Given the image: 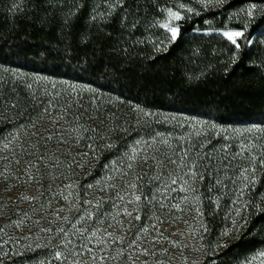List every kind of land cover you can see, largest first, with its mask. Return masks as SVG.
I'll use <instances>...</instances> for the list:
<instances>
[{
  "label": "trees",
  "instance_id": "16d2710c",
  "mask_svg": "<svg viewBox=\"0 0 264 264\" xmlns=\"http://www.w3.org/2000/svg\"><path fill=\"white\" fill-rule=\"evenodd\" d=\"M252 5L256 10L249 16ZM169 9L184 16L174 42L161 27ZM263 28L264 0H0V71L16 69L79 87L69 85L63 98H52V90L33 93L21 88L18 78L0 73V116L7 110L0 136L6 125L8 130L37 125L48 104L72 117L75 137H83L87 151L88 144L96 149L87 152L83 170L72 165L84 181L71 179L77 199L68 201L83 207L88 184L113 171L127 143L150 126L148 114L264 128ZM232 29L245 33L238 49L222 35ZM33 138L40 152L46 148L39 137L28 142ZM76 150L73 156L80 157ZM245 150L235 146L228 156L199 159L200 247L185 264H241L244 255L264 247V156L241 194L244 203H235L230 190L240 160L249 154ZM137 182L144 189V182ZM100 201L101 212L111 207ZM13 212L11 207L2 216L0 208V264H60L54 253L67 254L80 242L68 228L76 216L41 222ZM60 228L72 240L68 248ZM94 243L89 247L95 249Z\"/></svg>",
  "mask_w": 264,
  "mask_h": 264
},
{
  "label": "rangeland",
  "instance_id": "374dc122",
  "mask_svg": "<svg viewBox=\"0 0 264 264\" xmlns=\"http://www.w3.org/2000/svg\"><path fill=\"white\" fill-rule=\"evenodd\" d=\"M181 14V13H180ZM182 17L183 14H181ZM169 17L167 12V18L162 21V24L168 23ZM174 25H178L179 21H172ZM161 24V25H162ZM236 30V29H232ZM264 33V28L262 30ZM223 33V31H222ZM4 67L0 73L11 78L19 79V85L21 88H26L33 93L38 91L52 90L50 96L55 98H63L60 94L63 92V88H69L70 82L60 81L54 78L40 76V75H27L16 69L10 70ZM75 86V87H74ZM71 85V88L77 89L78 86ZM83 86V85H82ZM84 87V86H83ZM79 88V87H78ZM74 93V91H73ZM56 95V96H55ZM52 113L51 116H46L39 121L35 127L29 125V128H10L8 125L4 128L0 136V208L2 216L7 215L8 209L13 207V211L18 216H25L28 218H35L36 221H48L53 218L55 220H62L57 218V209H63V212L59 213L60 217H72L74 218L69 227L75 223L76 219L85 210L95 211V209L86 203L83 207H80L77 211V206L74 202L68 200L77 199L76 195L73 194V189L69 190L65 186L73 184L71 179H77L76 182H83L80 173L73 174L74 165L76 164L81 170H83L84 160L89 157L83 156V153H87V148L84 147L86 144H81L82 139L75 137L74 129H71L70 121L72 117L68 119L59 110H54L55 106H46ZM2 118L7 114L3 109ZM55 111V112H54ZM63 116L64 119L59 123H52L53 120L59 116ZM159 115V116H158ZM148 114L150 125L147 129L141 128L138 130V134L127 143L126 153H130L133 147L142 148L143 152L133 163V168L129 170L127 168L128 159L125 155L124 158L120 159L114 164V169L106 176H101L100 180L92 181L93 187L85 191L87 194L86 201L90 200L95 204L97 201L106 200L107 202L111 199L116 204L120 205V211L126 206L129 210L133 209L134 205H125L124 202L115 199V190L108 188L109 184H115L116 189L119 190L121 195H125L126 192L133 191L128 189L127 185L130 182L139 183L136 177L142 176L144 182V189L142 192L147 199L151 200L153 196L160 197L163 191V180H153V176L163 173L164 178L169 177H180L183 176V180L179 181L177 185H173L174 191H169L167 196L170 198L171 203H180L184 211H177L176 209L165 210L164 212L159 211L158 205H145L144 211L141 213L142 216L149 218L142 219L137 222L130 220L123 215L116 217V220L123 221L124 227L121 228L116 225L114 228H108V231H114L117 235H123L125 237L124 244H110L113 247L112 255H115L116 250L125 249V255L121 256L122 261H119V257L116 258L117 264H140L143 263H167L168 261L172 264H185V261L190 260L194 255L199 252L200 236L198 230L200 213L199 202L196 196L197 185L202 179V171L199 170L201 164L199 159L206 157L214 158L218 155L225 157L230 154V149L237 146L239 151L246 153L245 149H248L247 159H241V164L238 165L236 170L237 175L231 181V191H235V198L233 201L237 204L244 203L241 194L247 189L250 181L252 180L254 168L262 157L264 156V128L259 126H249L244 128L241 126H221L207 123L200 119H194L186 116H178L171 113L165 114ZM70 117V116H69ZM38 124L40 126H38ZM147 124V126H148ZM1 125V124H0ZM160 127H159V126ZM164 127V128H162ZM259 129V130H257ZM52 135L51 140H47L46 137ZM68 135V137H66ZM39 137L42 142H46V148L39 151L38 147L34 146L33 143H29L28 140L31 137ZM66 137V138H65ZM63 139V143H61ZM137 141H141L137 145ZM147 141L145 144L143 142ZM167 141L168 143H164ZM8 144L9 148L5 149L4 145ZM74 147L73 151L72 148ZM77 157L73 156L72 152H77ZM187 150L188 155L181 159L184 155V151ZM43 152V153H42ZM156 157L154 162L152 157ZM77 157V158H76ZM143 157H147V163H144ZM171 160L177 161L175 165L168 162ZM228 158V157H226ZM20 161L19 164L16 161ZM158 162V167L156 166ZM29 165H37L38 167H32L29 169ZM74 167H73V166ZM195 165V171L197 176L189 178L186 175L188 172V166ZM38 170L44 173L39 174ZM247 170V171H245ZM121 173H127V175H121ZM29 175L37 178V181L29 179ZM112 179L109 180L108 177ZM7 177V179L5 178ZM225 178L226 175H223ZM184 181L187 184L184 185ZM224 181V180H223ZM89 185V184H88ZM181 185L190 187L191 191H179ZM228 187V186H226ZM104 188L105 191L100 189ZM158 188L160 191H158ZM147 190V192L145 191ZM63 192L64 195H68L69 199L66 201L60 194ZM71 192V195H69ZM35 197V200H24L23 197ZM184 197H187V201H184ZM41 201V202H40ZM67 202V207L64 204ZM72 203V204H71ZM109 203V202H108ZM111 206L105 209L103 212L107 215L101 216L99 220L88 221L86 223L76 224V228H85L89 232L96 228H106L109 223L116 224V221L112 219L113 215L116 214L117 208ZM39 206L41 209H39ZM37 209H36V208ZM102 209H100L101 211ZM200 210V209H199ZM13 212V214H14ZM19 213V214H18ZM15 215V214H14ZM160 215L165 223L158 225L159 230L163 233V239L159 243L153 244L152 241L156 238V231L152 230L143 239V243L138 241L137 247L133 249H126L128 242L137 235L141 225L151 226L154 223V217ZM13 217V216H12ZM38 217V218H37ZM32 218V219H33ZM130 225V230H129ZM46 225L40 227L45 228ZM73 228V227H72ZM34 231L38 232L35 226ZM23 231V230H22ZM43 231V230H40ZM31 233L30 230L25 232ZM37 234V233H35ZM32 235V234H30ZM15 237V235H12ZM31 236H26L25 241L30 242L28 239ZM33 238H31L32 240ZM95 242V241H94ZM32 243V242H31ZM110 243V242H109ZM94 245L97 247L96 243ZM149 249V255H139L129 258L127 252L136 253L140 247ZM264 252V247L257 249L251 254L244 255L240 262L241 264H260L261 258L259 253ZM108 255L107 252L104 253Z\"/></svg>",
  "mask_w": 264,
  "mask_h": 264
},
{
  "label": "snow or ice",
  "instance_id": "6c2138e0",
  "mask_svg": "<svg viewBox=\"0 0 264 264\" xmlns=\"http://www.w3.org/2000/svg\"><path fill=\"white\" fill-rule=\"evenodd\" d=\"M217 2L218 3L222 2V0H217ZM116 3L120 4L121 0H116ZM255 10H256V6L252 5L247 10V15L252 16ZM188 11H191V9H188ZM168 17H169V22L162 24L161 27H163L164 29L167 30L168 33H170V39L171 41L174 42L180 36V29H179V26L174 25L172 21H180L183 19V17L181 16L180 12L173 11L171 9L168 10ZM222 35L228 41H230L232 45H234L238 49L240 47V43H238V39L244 38L245 33H244V30H230V31H224ZM45 115L46 116L52 115L49 108L47 107L42 110V114L40 118L42 119ZM63 119L64 117L61 115L57 119L53 120L52 123L54 124L59 123ZM33 127H35V124H33ZM84 131H87V130H84ZM52 138H53L52 135H49L48 137H46L47 140H51ZM77 139L78 140L83 139V137L82 136L77 137ZM60 142L63 143L64 142L63 139H61ZM140 143L142 142L137 141V145H139ZM143 143L147 144L148 142L145 141ZM164 143H168V142L164 141ZM87 147L93 154L95 153L96 149L92 144H88ZM108 147L111 148L113 147V145L110 144L108 145ZM4 148L5 149L9 148V145L5 144ZM142 152H143L142 148L133 147L130 153L125 154L129 161L127 164V168L129 170L133 168V163L137 160V158L140 156V153ZM88 155H89L88 153H83V156L85 157H87ZM187 155H188V152L187 150H185L184 155L181 157V159H184V157H186ZM152 159L154 162L156 161L155 156H153ZM143 161L144 163H147V157H143ZM168 162L173 165L177 163V161L171 160V158H169ZM16 163L19 164L20 161L17 160ZM262 163H264V161H262ZM80 166L82 167L83 165H80ZM156 166L158 167V162ZM32 167H38V166L29 165V169ZM188 169L189 170L186 173V175L189 176V178H193L197 176V172L194 170L195 165L188 166ZM113 171H116V169H113ZM0 175H2V173H0ZM121 175H127V173H121ZM5 178L7 179V177ZM29 179L39 182L36 177L31 176V175H29ZM108 179L111 180L112 177L109 176ZM141 179L142 177L139 175L136 177L137 181ZM153 180H157V181L163 180L164 183H163V191L161 192L160 197L157 198L156 196H153L151 200L147 199V197L144 196L141 186L138 183L130 182L127 185V188L132 189L133 191L126 192L125 195L120 194L119 190L116 189L115 184H109L108 188L115 190L116 200L124 202L125 205H128V204L134 205V207L133 209L129 210L128 207L125 206L123 208V211L121 212L120 205L116 204L114 201L110 199L108 202L111 203L113 207L117 208L116 214L113 215L112 217V219L116 221V224L109 223L108 226L103 229L98 227L89 232V230L85 228H76V224L99 220L101 216L107 215V213L100 211L102 207V201H97L95 204H93V202L90 200L84 201V203L91 205L95 209V211H89V210L83 211V213L76 219L75 223L72 224V227L75 230L74 235L79 236L80 242L75 247L71 248L67 252V254L63 251H56L53 257L54 260L59 261L60 264H107L109 260H115L117 257H121L125 255V249L116 250L115 255H112L111 252H109L110 244H117V243L124 244L125 237L123 235H117L114 231H108V228H114L116 227V225H119L121 228L124 227L123 221L116 220L117 216L123 215L124 217H127L130 220H135L137 222L141 221L142 219L149 218L147 216H142L141 214L144 211V206L146 204L147 205H153V204L158 205L160 212H164L165 210H171V209H176L177 211H181V212L184 211L180 203H171L170 198L167 196V193L169 191L175 190L172 188V186L177 185L179 181L183 180V176L175 177V178L169 177L168 179H165L164 174L160 173V174L154 175ZM186 184H187V181H184V185ZM184 185H181V187L179 188V191L184 192V191L193 190L190 187H185ZM65 187L71 190L73 189L74 186L72 184H68ZM76 187H78V185ZM88 187L91 188L93 187V185L89 184ZM100 190L105 191L104 188H101ZM158 191H160L159 188H158ZM60 194L63 196L64 200L67 201L69 199V196L64 195L63 192H61ZM69 195H71V192H69ZM23 199L24 200H35L36 198L24 196ZM183 199L184 201H187V197H184ZM79 210H80L79 207H77V211ZM197 211L199 212V209H197ZM60 212H63L62 208L57 209V218L58 219L62 218L67 221L68 217L66 216L60 217L59 216ZM200 214L202 215V213ZM151 218L154 219V223H152L150 227L141 225L140 229L138 230L137 235L134 236L126 245V249L136 248L138 241L142 245L143 239L146 238V236L152 230H155L157 233L156 238L152 241L153 244L159 243L161 239H163V233L159 230L158 225L164 224L165 220L162 219L160 215H156ZM69 223H71V221H69ZM129 230H130V225H129ZM44 231H51V229H44ZM59 232L62 233L65 238V244H64L65 248H68V245L72 244V240L68 238L69 237L68 232L64 228H60ZM93 241H95L97 245L95 249L93 247H89V245L92 244ZM105 252H108L109 254L108 255L103 254ZM127 255L129 256V258H132L133 256L138 257L139 255L147 256L149 255V249L143 248L141 246L140 249L136 253L129 251L127 252ZM69 256L72 257L71 261H69ZM259 258H261L260 264H264V252L259 253Z\"/></svg>",
  "mask_w": 264,
  "mask_h": 264
},
{
  "label": "bare ground",
  "instance_id": "6f19581e",
  "mask_svg": "<svg viewBox=\"0 0 264 264\" xmlns=\"http://www.w3.org/2000/svg\"><path fill=\"white\" fill-rule=\"evenodd\" d=\"M230 31V30H229Z\"/></svg>",
  "mask_w": 264,
  "mask_h": 264
}]
</instances>
